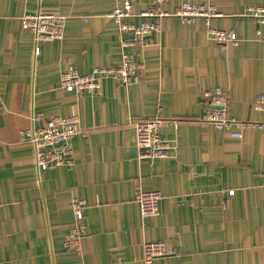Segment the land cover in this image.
I'll return each mask as SVG.
<instances>
[{
  "label": "crops",
  "instance_id": "obj_1",
  "mask_svg": "<svg viewBox=\"0 0 264 264\" xmlns=\"http://www.w3.org/2000/svg\"><path fill=\"white\" fill-rule=\"evenodd\" d=\"M124 1L0 0V264H145L142 245L154 241L169 253L150 264H264V130L215 127L203 96L221 87L229 118L264 117L255 109L264 39L245 15L264 0H212L220 16L208 24L240 38L225 49L205 18L176 15L125 47L131 35L108 17ZM151 1L133 0L134 12ZM183 1L162 9L174 14ZM36 13L65 16L63 38L36 43L22 23ZM124 54L142 65L132 86L106 78L94 92L62 87L69 66L84 75ZM73 112L87 132L74 138V165L39 167L24 133ZM156 116L169 155L140 158L133 122ZM139 190L161 192L159 215L141 217ZM74 199L85 201L87 225L78 252L65 246Z\"/></svg>",
  "mask_w": 264,
  "mask_h": 264
},
{
  "label": "built area",
  "instance_id": "obj_2",
  "mask_svg": "<svg viewBox=\"0 0 264 264\" xmlns=\"http://www.w3.org/2000/svg\"><path fill=\"white\" fill-rule=\"evenodd\" d=\"M167 0H152L151 5L139 14L133 10V0H125L117 5L108 17L119 25L122 33L130 34L123 41V46L142 45L145 37L160 28V19L169 15H176L183 20H194L203 17L208 21L219 17L220 13L212 0H184L181 8L174 14L167 13L162 5ZM246 16L254 19L258 24L257 35L264 39L262 27H264V6L248 7ZM143 20L138 23L134 17ZM23 27L30 30L35 42L61 40L64 35L66 17L50 13L26 14L22 19ZM208 33L211 38L223 49L231 45H238L240 38L233 29H218L208 24ZM38 51V49H37ZM142 65L132 55L124 54L122 63L117 66L99 65L92 71L81 75L73 66H69L61 73V85L68 91H98L106 78H117L122 84L132 86L141 79ZM203 96L210 104V110L204 120L212 123L219 129L231 130L234 126L240 129L264 130V117L257 121L236 120L227 116V92L216 87L206 90ZM255 109L264 114V94L256 97ZM165 119L161 116L146 119H136L133 127L136 133V145L140 158L156 159L169 155L171 146L169 141L161 136V127ZM81 127L80 117L73 112L67 116H55L48 118L43 127H32L24 134L35 149V159L39 167L53 168L59 166L74 165V138L86 135ZM234 136H242L241 131H233ZM162 198L160 191L139 190L136 200L140 207L141 217L147 219L159 215V203ZM72 209L75 217V225L69 231L65 239V246L75 251L81 250L82 239L87 233V225L83 214L85 201L74 199ZM143 248V261L152 263L158 257L169 253L167 245L163 241L145 242Z\"/></svg>",
  "mask_w": 264,
  "mask_h": 264
},
{
  "label": "trees",
  "instance_id": "obj_3",
  "mask_svg": "<svg viewBox=\"0 0 264 264\" xmlns=\"http://www.w3.org/2000/svg\"><path fill=\"white\" fill-rule=\"evenodd\" d=\"M72 250V249H71ZM73 251H75V250H73ZM75 252H77V251H75Z\"/></svg>",
  "mask_w": 264,
  "mask_h": 264
}]
</instances>
